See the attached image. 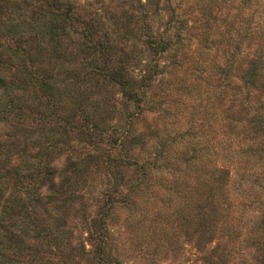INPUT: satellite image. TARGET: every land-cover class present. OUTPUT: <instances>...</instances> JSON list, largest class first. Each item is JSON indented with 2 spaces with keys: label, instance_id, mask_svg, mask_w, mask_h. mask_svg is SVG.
I'll return each mask as SVG.
<instances>
[{
  "label": "rangeland",
  "instance_id": "obj_1",
  "mask_svg": "<svg viewBox=\"0 0 264 264\" xmlns=\"http://www.w3.org/2000/svg\"><path fill=\"white\" fill-rule=\"evenodd\" d=\"M24 1H0V26L11 34L10 18L15 31L22 32L20 46L34 54L29 57L33 73L50 69L53 53L59 54L60 69L54 104L48 105L33 85L13 86L6 97L0 89V112L6 102L22 107L20 117L7 123V138L23 150V161L12 162L19 165L20 184L8 179L3 185L22 201L25 191L36 186L27 174L42 162L53 167V186L40 181L43 204L34 213L14 207L10 230L18 235L25 230L29 249L17 252L5 240L8 255L1 264H264V138L251 140L242 128L226 126L233 94L247 99L233 66L235 60L244 66L249 27L258 33L255 40L262 38L264 0H56L73 8V28L81 29L77 21L91 24L110 45L113 66L125 62L131 74L158 66L160 74L144 90L135 118L130 115L136 106L90 68L91 57L78 46V36L62 22L53 23L59 41L46 46L51 23L41 15V2ZM162 34L171 45L159 57L145 42L148 35ZM30 36H37V42ZM40 39L45 46L35 59ZM12 41L1 48L9 44L14 49ZM10 74L16 75L15 85L29 80L13 68L6 69ZM247 102L258 104L251 97ZM49 112L53 120L44 121ZM66 120L81 128L95 124L98 130L88 134L67 128L63 133ZM126 127L140 138L130 162L119 160L123 151L109 142L111 134ZM229 140L234 151L218 154V148L228 149ZM49 143L53 151L41 158L40 150ZM249 146L259 152L239 154L240 147ZM143 160L151 164L144 167ZM218 167L226 170L221 177L214 171ZM213 180L221 182L220 190H212ZM50 193L55 199L46 200ZM68 196L66 207L59 205ZM111 199L117 206L102 227L106 247L98 258L87 236ZM36 252L39 256L32 257Z\"/></svg>",
  "mask_w": 264,
  "mask_h": 264
},
{
  "label": "trees",
  "instance_id": "obj_2",
  "mask_svg": "<svg viewBox=\"0 0 264 264\" xmlns=\"http://www.w3.org/2000/svg\"><path fill=\"white\" fill-rule=\"evenodd\" d=\"M26 1L30 3L33 2V0H25L24 2ZM39 1L41 2L39 6L41 15L45 13L47 19H49L47 21L51 23L49 29H47L45 32L48 36L46 40V46L52 44V42L57 43L59 41L57 39L59 34L56 31V28L53 27V23L62 22V24L60 23L61 27H69L70 30L73 31V33H75L80 40L78 46L82 48L83 51H85V54L87 56L91 57L89 59L91 63L90 68L93 69L95 74L97 76H101L104 81L110 83L111 85H115L116 87H118L119 92L124 101L126 103L130 102L136 106L137 111H135L134 115H130L131 117L135 118L139 114L141 104L144 103V100L146 98L145 91H147L148 88H151L153 84V79L158 74H160V72L157 70L158 66L151 65V67H149V70L145 69L144 71L138 72V74H131L129 70L125 67L127 65L125 64V62H121L122 64H120L119 66H113L112 60L114 58H111L112 49L110 45L106 41L99 39L100 37L97 35V33L91 30V24H86L84 22L77 21V24L78 26L80 25L81 29L78 30V27H72L76 17L73 14V8L71 6H69L66 2L63 1ZM0 10H2L1 5ZM1 13L2 12H0V22L2 21ZM262 13L264 14V12ZM7 20L10 21L8 24V31L11 32V34L5 31L6 27H4L3 29L0 26V89L3 90L4 97L8 95L5 92H7L13 86L18 88H24L27 85H33L35 89L40 92L42 98L46 101L48 105H50V103L54 104V102H56V78L59 75L57 70L60 69L57 68L56 70V58L59 54L56 55V53H53V65L49 64L51 66L50 69L47 68L46 70H40L39 72L36 71L35 73H33L30 68L32 65L30 63L29 57H34V54H31L30 51L25 49L27 51L26 52L20 46V42L22 41L23 36L18 34H21L22 32L20 33L18 31H15V25L11 23L10 18H7ZM246 33L247 52L244 66L241 68L240 64L235 60L233 68H235V70L240 71L241 75L239 76V78L240 81L244 84L243 86L247 91V99L251 97L258 104L252 106V104L247 102V99H244L243 101L240 99L238 100L236 94H233L232 100H234V103L232 105V112L230 114L231 118L229 119L226 126L231 131H235L237 129L236 127L238 126L242 128L247 135H249L248 137L251 140H255L259 138H264V101L259 103V101L257 100V97H261V99L264 100V28L261 32L262 38H259L257 40H255V37L258 33H256L255 30H252V28L249 27ZM30 38L36 41L37 36H30ZM11 40H13L12 42L16 45L14 49H12L9 44L8 47L1 48V46L4 45L3 43L5 41L11 42ZM40 40L41 41L39 43L41 44V48H38L36 50L35 59L42 56V47L45 46L42 45L43 39ZM170 41L171 40L163 36V34L157 38L148 35L145 43L146 48L150 52L154 53L155 55L158 54L159 57H161L170 49ZM37 46L39 47L38 44ZM1 49H5V52H2ZM239 53L240 52L236 53L234 57L236 58V55ZM23 57L28 60V62L22 65L17 64L15 62V60L19 59L24 61L25 59ZM11 68L14 69V73L28 74L29 80L22 78V80L19 81V84L15 85L14 79L16 75H6V69ZM32 73L36 74V80H32ZM6 104L8 105V107L2 112H0V264L8 255L7 248L4 245L5 240L13 243V247L17 252L27 251L29 249V246L25 245V240L23 238L25 236V230H22L23 235L14 234L10 230V221H12L13 216H17V213L14 212V207L21 206L23 208V213H25L26 211L34 213L36 209L39 208V205L43 204L40 203V199L42 197L38 184L41 180H43L47 184H50L51 180L53 179V167H48V164L44 166L42 165V162H39L34 167L33 174H27L30 179V185H36L35 189L26 190L25 193L27 194L24 196V199L22 201L20 195H18L16 192H13V190L7 191V187L5 188V186L3 185V183L5 185L7 184L8 179L12 180L13 183L16 185L20 184L19 180L21 178L19 176L20 172L18 171L19 165H13L12 162L23 161V150L21 152L17 150L15 147L16 144L13 142L12 146V143H10V138H7V123L13 117H20L22 107H13L11 103L9 104V102H6ZM46 109L48 110L49 108L46 106ZM52 117V114L49 112L42 118H45L44 121L51 122V120H53ZM78 125L81 126V124ZM78 125H76L73 120H66L62 129L64 130L67 128H77L78 130L82 129V131H85L87 133L89 131H95L96 133V131L98 130V126H96L95 124L89 125L90 127L86 125V128H81ZM65 132L66 131L64 130L63 133ZM116 133L110 135L109 142L116 148H118L119 151H123V154H125L124 156L123 154L120 155L119 157L121 158L119 160H131V153L133 149H135L137 141L140 143V138L138 139L137 135L134 134L133 129L129 127L122 128L121 131H116ZM219 144L220 142H218V145ZM226 144L228 146V149H223L225 147L218 148V154L225 156L231 154L234 151L230 149L231 140H229ZM53 148V143H49L44 148H42L40 150L41 158L44 157L46 153L48 154L50 153V151H53ZM239 150L240 155L244 154V152H248L246 155L244 154L247 157L254 156V154H257L259 152L256 149L253 150L250 146L246 148L240 147ZM107 159L113 160L115 158L108 157ZM150 164V160L148 162L147 160H143V164L141 163V165H143L144 167H148V165ZM10 167H14L11 173ZM40 168H43L42 170L44 172V176L41 178H39ZM214 171L219 177H221V175H223L226 170L222 167H218ZM8 175L10 177H8ZM62 182V184L65 186V189H67L66 175L63 176ZM213 184L216 186V188L213 186L212 190L221 189V182H214L213 180ZM49 186H53V184H50ZM28 193H30V196ZM52 193L48 195L46 194V200H49L50 198L55 199L53 198V195H51ZM212 194H214L213 191ZM106 195H108L109 197H114L112 193H107ZM69 199L70 198L68 196L66 199H63L62 204L59 205L66 207V204ZM46 203L47 202L45 201L44 204ZM116 206L117 204L114 199L108 200L107 203L102 206L103 209L101 208L100 210V217L97 219H93L94 223L91 225L92 229L89 232V235L87 236V242H89V245L91 247L90 250L98 258H102V256L104 257L106 247L105 237L107 232L106 230L102 231V227L106 225V218ZM34 256H39V253L36 252V255L32 254V257ZM39 258L37 257V260Z\"/></svg>",
  "mask_w": 264,
  "mask_h": 264
}]
</instances>
